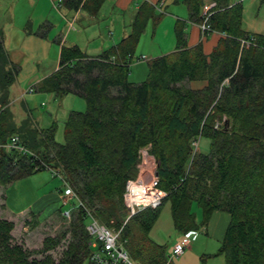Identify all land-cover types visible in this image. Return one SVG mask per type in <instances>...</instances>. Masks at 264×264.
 Here are the masks:
<instances>
[{"label":"trees","instance_id":"16d2710c","mask_svg":"<svg viewBox=\"0 0 264 264\" xmlns=\"http://www.w3.org/2000/svg\"><path fill=\"white\" fill-rule=\"evenodd\" d=\"M104 1L63 3L95 15ZM175 2L186 7L189 23L196 25L202 7L211 4L205 36L221 38L205 55L201 43L188 47L186 23L177 21L175 50L149 60L140 83L128 80L131 60L147 24L159 22V7L141 4L130 33L99 55L61 46L58 70L41 81L38 91L74 94L86 103L85 112H72L65 120L62 144L55 142L54 126L15 124L3 109L19 67L9 59L0 32V187L47 171L63 187L61 205L51 215L73 210L72 242L57 261L49 252L67 232L29 250L14 240L13 222L0 220V264H89L84 209L105 226L120 229L128 212L125 183L144 148L155 159L159 188L166 194L163 205L170 204L177 232L197 234L213 212H223L228 222L218 254L224 264H264V32L243 29L240 2ZM242 40L249 43L241 45ZM193 83L195 88L186 86ZM11 137L19 139L26 154L4 147ZM201 137L209 140L206 153L194 152L193 143ZM69 184L79 199L68 204L63 194ZM193 203L201 209L199 218L191 211ZM158 215V209H145L132 217L142 236L138 241L121 230V243L137 264H170L164 250L147 238Z\"/></svg>","mask_w":264,"mask_h":264},{"label":"rangeland","instance_id":"374dc122","mask_svg":"<svg viewBox=\"0 0 264 264\" xmlns=\"http://www.w3.org/2000/svg\"><path fill=\"white\" fill-rule=\"evenodd\" d=\"M231 1L237 3L240 2L242 4V27L245 31L250 33L264 32V0ZM171 3L172 0H169L168 5L165 8L166 11L172 10L176 13L182 12L184 15L187 14V9L182 3ZM73 24V21H71L68 25L73 28ZM152 24V22L148 24L147 31L141 35L135 49L130 65L129 82L140 83L146 79L148 68L147 62L148 60L153 59L151 56L153 52L148 48L146 51L143 50L142 54H139L138 49H144L150 43ZM211 35L212 34L205 36V34H201V38H204L206 42ZM19 46L23 47V44H19ZM48 53H50V50ZM28 55L29 54H26L25 56L29 58L30 56ZM141 55L144 57H140ZM23 61L24 60H22V62ZM48 62H50L48 59H44V57L39 55L31 57L24 65L18 64L19 72L16 80L7 89V105L3 109L9 111L15 124H19L25 120L26 125L32 129H47L54 126L55 142L62 144L64 143L65 120L72 112H85L86 103L84 99L74 94L54 96L50 93L38 91L41 82L39 84L37 82L34 83L32 80H29V78L31 76L50 75L52 73H50L51 68L44 64ZM43 70L47 71L48 74H44ZM186 86L195 88L197 83L188 84ZM30 87H34L33 92L28 91ZM41 136H43V134ZM194 143V152L198 151L200 153H206L209 149V140L204 137H201ZM138 156L139 158L134 167V172L129 180L135 181L141 179L148 182L155 175L157 169L155 159L148 153L146 148L140 149ZM43 173L46 174L48 172L41 171L38 174L36 173L37 175L30 176L27 179L23 178L7 188L0 187V220L3 219L13 222L14 228L11 234L14 240L17 243L23 244V246L29 250L40 249L43 245L44 239L47 237H56L64 235L67 232L65 237L61 240L60 245L49 252V254L57 261L61 258L66 247L72 242L68 230L73 210L69 211L71 209L69 208L64 214L56 212L48 217H43L41 215L32 216L26 213L19 215H17L18 213H11V216H9L6 214L5 208L3 207V192L6 196V203L8 201V206L6 207L10 210H12L13 207H16L17 209L28 208V206H30L29 204L34 203L37 196L47 191V189L43 188L44 183L35 181V179L42 176L41 174ZM48 174L51 176L50 173ZM53 179L57 180L56 178ZM60 181L61 180H58L57 182L61 184ZM61 188L63 189L62 186ZM67 188H70L73 194L67 193L65 195L66 192L64 190L65 193L63 194V197L65 202L69 199V204L71 199V201L79 199L72 185L69 184V187ZM69 207L71 206L69 205ZM157 209L159 210L158 218L147 233V238L164 250V253L168 256V263L224 264V257L218 254L221 247L220 242L215 237L207 234L205 226L199 227L198 230H196L197 234L193 238L190 248H186L184 253L180 256H173V246L181 241L182 234L177 232L174 228L170 204L164 203L163 205L162 201ZM191 211L193 214H196L198 218L202 216L201 209L196 203H193ZM134 221V218L130 217L127 212V215L121 219L122 226L118 230L123 229L125 232L127 229L132 240L138 241L142 236L138 228L135 226ZM82 264L87 263L83 262Z\"/></svg>","mask_w":264,"mask_h":264},{"label":"crops","instance_id":"0c3cea01","mask_svg":"<svg viewBox=\"0 0 264 264\" xmlns=\"http://www.w3.org/2000/svg\"><path fill=\"white\" fill-rule=\"evenodd\" d=\"M175 1L178 0H172L171 4H179ZM168 2L169 0H105L99 11L95 15H90L82 10L67 9L63 0H0V32L9 59L18 67V64L24 65L31 57L39 55L50 61L44 63L51 68L50 75L29 78L38 84L58 70L61 46H78L87 55L96 56L117 45L130 33L132 21L143 3L159 7L162 16L157 24H152L150 43L144 49L139 48V54L148 48L153 52L151 55L153 59L172 53L176 47L174 29L177 21L186 23L188 47L201 43L204 54H210L221 35L212 33L205 42L204 38H201L198 25L189 23L188 12L184 15L182 12L166 11ZM71 21L74 23L73 28L68 25ZM19 44H23V47ZM49 50L50 53H48ZM26 54L30 57L27 58ZM43 73L48 74L44 70ZM41 175L35 181L44 183L43 188L47 191L37 196L36 201L29 204L28 208L13 207L10 210L6 207L8 201L6 203L3 192L6 214L11 216V213H18L17 215L26 213L48 217L60 207L61 186L58 180L53 179L48 173ZM227 222V214L215 211L205 230L207 234L221 241Z\"/></svg>","mask_w":264,"mask_h":264},{"label":"built area","instance_id":"2783aa9c","mask_svg":"<svg viewBox=\"0 0 264 264\" xmlns=\"http://www.w3.org/2000/svg\"><path fill=\"white\" fill-rule=\"evenodd\" d=\"M211 7V4H206L202 7L200 14L201 23L198 25L202 35L209 31L208 18ZM248 43L244 40L241 41V45ZM28 91L33 92L34 87H30ZM4 147L23 154L27 153L25 148L19 145V139L17 137H11ZM67 187H65V195L67 193L73 194L70 188L68 189ZM165 196V192L159 188L158 177L154 175L148 182L141 179L135 181L127 180L124 187L123 200L129 216L133 217L145 209H157ZM77 205L82 206L80 201H78ZM84 210L88 214L85 229L89 236L88 246L91 249L89 264H137L129 257L121 243V230H114L105 226L94 218L88 209ZM195 235L196 233L193 231L185 233L181 241L173 246L172 255L175 257L182 255L185 249L190 246Z\"/></svg>","mask_w":264,"mask_h":264},{"label":"water","instance_id":"95a60500","mask_svg":"<svg viewBox=\"0 0 264 264\" xmlns=\"http://www.w3.org/2000/svg\"><path fill=\"white\" fill-rule=\"evenodd\" d=\"M155 175L157 176V173Z\"/></svg>","mask_w":264,"mask_h":264}]
</instances>
